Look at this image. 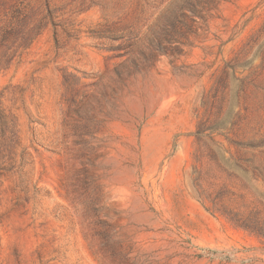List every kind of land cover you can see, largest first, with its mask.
Instances as JSON below:
<instances>
[{"label":"rangeland","instance_id":"374dc122","mask_svg":"<svg viewBox=\"0 0 264 264\" xmlns=\"http://www.w3.org/2000/svg\"><path fill=\"white\" fill-rule=\"evenodd\" d=\"M174 1L0 0V264H264V0Z\"/></svg>","mask_w":264,"mask_h":264},{"label":"trees","instance_id":"16d2710c","mask_svg":"<svg viewBox=\"0 0 264 264\" xmlns=\"http://www.w3.org/2000/svg\"><path fill=\"white\" fill-rule=\"evenodd\" d=\"M214 2H216V5H213ZM221 0H203L202 3H200V7L199 9L196 8L195 5H191V7H183V11H190L193 15L191 17H189V19L196 21V19H204L205 14H210L212 11H214V9L218 8L219 4H220ZM180 3V0L178 1H174V3L172 4V6L174 4ZM182 6V5H181ZM216 6V7H215ZM182 10V7H181ZM187 16V15H185ZM177 26H175V31H178ZM260 146V145H257Z\"/></svg>","mask_w":264,"mask_h":264}]
</instances>
